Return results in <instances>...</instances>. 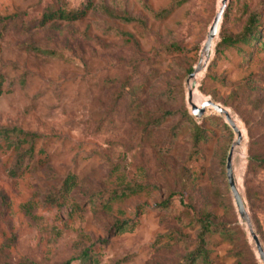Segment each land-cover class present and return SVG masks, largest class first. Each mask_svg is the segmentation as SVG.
Instances as JSON below:
<instances>
[{
  "label": "rangeland",
  "instance_id": "rangeland-1",
  "mask_svg": "<svg viewBox=\"0 0 264 264\" xmlns=\"http://www.w3.org/2000/svg\"><path fill=\"white\" fill-rule=\"evenodd\" d=\"M179 1L0 0V128L40 136L21 160L0 147V264H80L84 250L96 264H187L200 217L217 226L208 264H251L247 244L257 255L256 246L227 178L236 135L211 109L195 118L189 102L190 75L225 0ZM88 6L80 20L41 26L45 13ZM253 13L264 23V0H227L221 28L237 35ZM218 41L194 102L221 104L242 129L233 167L261 240L247 194L261 200L264 229V169L248 165L250 153L264 155V50L216 53ZM69 175L76 188L52 205ZM129 185L144 188L102 207L98 197Z\"/></svg>",
  "mask_w": 264,
  "mask_h": 264
},
{
  "label": "trees",
  "instance_id": "trees-1",
  "mask_svg": "<svg viewBox=\"0 0 264 264\" xmlns=\"http://www.w3.org/2000/svg\"><path fill=\"white\" fill-rule=\"evenodd\" d=\"M185 0H180L177 2V6L182 5ZM90 6L86 7L85 9H78L73 11H65V10H54L48 13L43 14L41 19V26H46L48 23L52 22L53 20H63V21H77L84 18ZM165 13L167 14L168 11L166 10ZM238 46H247L253 50H264V23L261 20V16L257 13H253L248 21L246 26L244 27L243 31L237 35H233L227 32H224L221 28L219 33V41L216 43L215 52L221 53L225 49L235 48ZM190 72H193V68L190 69ZM2 81H0V84ZM190 119L194 122L196 129H195V138L196 142H201L205 139L206 134L203 128L195 122V119L187 113ZM216 122H223L224 126L226 127L227 131L231 132L230 127L221 117H215L213 119ZM175 129L173 133H175ZM232 134V132H231ZM40 136L37 133L25 132L19 128H0V147L5 144H8V147L15 153H18L19 159H23V156L26 155H33L35 151V144ZM23 145H28L26 150H22ZM248 165L249 166H257L264 169V155L262 153H250L248 158ZM77 186L76 177L69 175L64 183L62 184L59 192L48 198V201L52 205L62 204L63 200L67 199V196L75 189ZM144 186L140 185H129L123 190H115L111 192L107 199L103 196L98 197L99 202L101 203L102 207L105 209L114 199L117 198H124L129 197L131 195H135L139 193ZM175 194H171L169 199L162 203V206L168 208L169 203L173 199ZM248 200V208L250 209L253 217L254 224L256 228H258V233L261 237V242L264 246V229L262 225V216L260 215V203L261 200L253 194H247ZM233 208V206H232ZM198 222L200 224V231L197 234V246L193 253L188 256L187 264H199V262H203L205 264L209 263V251L207 249V236L214 232L217 226L209 218L200 217L198 218ZM136 222H120L117 221L114 226V231L116 233H121L125 231L128 227L134 228ZM248 256L252 259L251 264H261L259 261L256 252L252 249V247L247 244ZM80 264H96L98 261V256L94 251L91 250H84L80 256ZM64 264H71L70 261ZM239 264V263H238Z\"/></svg>",
  "mask_w": 264,
  "mask_h": 264
},
{
  "label": "water",
  "instance_id": "water-1",
  "mask_svg": "<svg viewBox=\"0 0 264 264\" xmlns=\"http://www.w3.org/2000/svg\"><path fill=\"white\" fill-rule=\"evenodd\" d=\"M226 8H227V0L223 2L221 8L217 12L209 28L207 38L204 42V45L202 48V58H203V54H205L206 55L205 68H207L209 64L210 57H211V54L214 48L215 40L219 36L221 23H222V19H223ZM199 71H200V66H197L195 68V71L190 75V78H189V84H190L189 102L191 105L192 114L195 118L202 119L206 111L208 109H211L225 119L226 123L231 127V129L236 135L235 141L231 147V150L227 158V178H228L229 186H230L233 198H234V203L237 208L238 214L240 215L241 219L246 222L251 238L253 242L255 243L258 258L261 261V263L264 264V246L259 236L257 235L256 231L254 230L251 218L246 208L245 201L238 187V183H237V179H236L235 171L233 167L234 150L236 147L240 146L244 140L242 131L237 126L235 119L232 113L230 112V110H228L221 104H218L212 100H206L201 106H197L196 104H194L193 90L197 87L196 75L198 74Z\"/></svg>",
  "mask_w": 264,
  "mask_h": 264
},
{
  "label": "bare ground",
  "instance_id": "bare-ground-1",
  "mask_svg": "<svg viewBox=\"0 0 264 264\" xmlns=\"http://www.w3.org/2000/svg\"><path fill=\"white\" fill-rule=\"evenodd\" d=\"M205 61H206V55L205 54H203V58H202V60H201V63H200V71L198 72V74L196 75V79H197V76L199 75V73L202 71V69L204 68V66H205ZM194 96L196 97V94L194 93V91H193V102H194ZM196 102H197V100H195ZM194 104H195V102H194ZM199 104V103H198ZM198 106V105H197ZM199 106H201L200 104H199ZM235 122H236V120H235ZM236 124H237V122H236ZM237 126L239 127V125L237 124ZM240 128V127H239ZM240 130L242 131V129L240 128ZM242 134H243V132H242ZM243 137H244V135H243ZM241 146V145H240ZM240 146H238V147H240ZM238 147H236V148H238ZM236 148H235V150H236ZM235 150H234V154H235Z\"/></svg>",
  "mask_w": 264,
  "mask_h": 264
}]
</instances>
